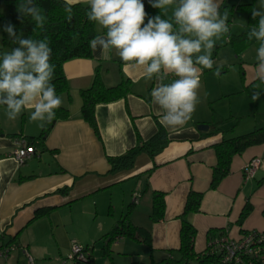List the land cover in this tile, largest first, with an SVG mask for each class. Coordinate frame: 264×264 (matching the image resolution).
<instances>
[{"label":"crops","instance_id":"obj_1","mask_svg":"<svg viewBox=\"0 0 264 264\" xmlns=\"http://www.w3.org/2000/svg\"><path fill=\"white\" fill-rule=\"evenodd\" d=\"M63 1L89 3V0ZM143 2L147 11L149 0ZM250 3V11L237 8ZM262 5L264 0H223L220 12L221 15L225 11L228 13L230 35L248 34L258 24V18L253 19L251 11ZM159 11L162 18L172 15L170 8L166 15ZM155 15L157 13L150 16ZM95 26L101 32V27ZM258 46L254 38L237 54L226 38L216 42L212 53L216 64L213 69H203L201 73L195 111L186 124L175 130L165 127L162 111L152 102L151 92L157 81L148 79L143 68L123 62L115 49L108 54L91 49L90 59L63 63L69 92L60 96L61 107L68 110L69 118L53 125L43 138V144L21 166L16 165L12 151L20 140L38 137L41 122L30 120L32 109L25 110L16 120H9L5 108L1 107V243L14 245L16 250L32 254L36 261L49 264L53 260L51 257H62L70 245L71 239L61 248L58 235L61 238L67 229L88 225L90 228L85 226L82 237H69L87 247L95 245L96 241L102 243L101 238L129 209L128 221L148 230L151 236L150 246L137 243L142 248L133 249L147 253L148 263L155 259L159 263L167 256H174L170 251L179 248V218L190 191L202 194L199 211L185 218L196 231L195 254L204 253L207 242L220 235L235 241L243 232H264V143L234 156L229 174L217 189L209 187L217 164L214 145L223 139L264 128V94L253 102L252 93L245 91L259 83L254 79ZM220 64H223L220 75H214ZM96 70L105 87L116 86L122 79L130 82V91L124 98L96 105L98 136L79 113L80 91L91 86ZM174 79L176 77L170 75L164 83ZM198 125L208 126L207 131H199ZM159 129L164 131L167 142L153 158L140 153L131 168L108 173L107 157L125 154L137 145L138 139L147 142ZM253 158L259 159L260 165L254 178L244 182L243 168ZM63 189H67V194L59 193ZM153 191L163 193L165 201L163 219L155 223L150 220ZM133 195H138L139 199L136 205L130 206ZM246 201L251 204L252 211L239 225L238 216ZM36 212L45 214L33 220ZM127 242L125 238L116 240L114 246L123 244L124 250L110 246L112 254L116 250L119 256L118 251L130 248ZM131 262L132 258L129 264ZM0 264L5 263L0 261Z\"/></svg>","mask_w":264,"mask_h":264},{"label":"clouds","instance_id":"obj_2","mask_svg":"<svg viewBox=\"0 0 264 264\" xmlns=\"http://www.w3.org/2000/svg\"><path fill=\"white\" fill-rule=\"evenodd\" d=\"M223 0H149L152 8L172 15L162 18L161 13L150 16L143 0H89L86 12L90 22L98 24L104 34L89 41L93 51L108 54L116 50L119 58L133 67L143 68L148 79L157 81L152 89V102L162 111L166 128L175 130L191 119L198 103V89L203 69H213L216 62L212 53L216 42L230 34L227 11L221 15ZM65 19H73V7L65 4ZM17 19L34 22V31L42 33L48 21L44 10L34 0H20ZM258 24L248 32L259 46L251 100L264 94V5L251 11ZM146 21V22H145ZM3 31L16 45L11 51L0 53V106H4L9 120H16L25 110L31 121L51 122L62 99L52 83L55 65L51 63L52 49L49 38L25 37L17 32L10 21ZM223 64L217 65L214 75L219 76ZM171 83H164L169 76Z\"/></svg>","mask_w":264,"mask_h":264},{"label":"trees","instance_id":"obj_3","mask_svg":"<svg viewBox=\"0 0 264 264\" xmlns=\"http://www.w3.org/2000/svg\"><path fill=\"white\" fill-rule=\"evenodd\" d=\"M20 0H0V4H3L9 13L8 20L2 13H0V24H1V37L2 43L8 47V51H11L14 45L8 38V34L3 31V25L9 21L15 25L17 32H23L25 37L31 38H42L46 35L50 40V47L52 49L51 63L55 65V76L52 83L55 85L57 95L61 96L64 94L68 95L69 86L66 77L63 73V63L74 59H90L91 58V48L89 46V41L98 34H104L101 28V32L96 30L97 24L90 22L87 19L86 12L89 8V3L86 4H68L63 0H34V2L40 6L48 17L45 30L41 33L40 30L34 29V22L31 18H26L23 23L17 19V5ZM65 4L71 5L73 7V19L68 22L65 19L64 6ZM252 4L240 5L237 8L241 10L250 11ZM149 15L158 14L159 9L152 8L150 4L148 5L147 11ZM226 40L233 46L235 52L239 54L245 47L249 44V39L246 33H242L239 36L228 35L225 36ZM1 53V52H0ZM254 87L249 86L245 91L248 94L252 93ZM130 91V82L127 79H122L120 83L113 87H105L98 71H95L92 84L88 89L80 91V97L82 100V105L80 109L81 118L91 127V129L96 134L99 135L98 127L95 120V107L98 104H107L115 102L118 99L124 98ZM4 107V106H0ZM55 118L51 122L44 123L42 126L41 133L38 137H28L26 142L28 145L32 146L34 150L38 149L43 144V138L53 128L58 121L66 120L69 118V112L63 107H59L55 110ZM1 134V130H0ZM264 128H257L252 132L231 138L223 139L219 144L214 145L215 154L217 157V164L213 168L212 177L210 180V189L215 190L230 172L231 159L243 153L246 149L253 146H259L264 142ZM166 136L162 129H159L157 134L147 142H142L140 139L137 140V145L134 148L127 151L125 154L108 158L107 162L110 165V171L108 173L113 174L121 170H127L133 166L134 158L140 153H146L150 158L158 153L163 145L166 144ZM36 152V151H34ZM147 186V184H146ZM61 194H67V189L59 191ZM187 198L185 205L183 206V213L180 216L181 227L179 232V248L170 254H175V256H167L164 260L157 264H214L216 262L215 256L208 255L204 252L202 254H195L193 250V242L196 236V231L194 227L185 219L188 214L197 213L200 208L202 194L190 191L187 193ZM138 196V195H137ZM152 202H151V212L150 220L155 223L163 219L164 216V195L163 193L153 191L152 192ZM131 205L137 204L138 199L133 195L131 196ZM131 208V207H130ZM252 211V206L249 201H246L240 216H238V224L241 225L243 221L248 217ZM37 213V212H36ZM45 212L35 214L33 220H38ZM129 209L126 214L116 221L115 226L107 234H105L101 240H103V246H101V254L105 259H107V264H117L114 259H112L111 245L118 239L129 238L134 242L150 246L151 241L150 233L148 230L139 228L131 224L128 221ZM259 231H248L243 232L241 235ZM264 234V232L262 233ZM219 237L213 238L218 239ZM212 239V240H213ZM12 242V241H11ZM2 244V245H1ZM12 245L1 243L0 240V250L3 247H10ZM83 252L87 253V264H96L94 258L91 255V250L93 247H82ZM264 253V251H262ZM9 256V254H7ZM66 260V259H65ZM67 261V260H66ZM70 262V261H69ZM76 264H82L80 262H75ZM130 264H155L154 262L144 263L141 261H133Z\"/></svg>","mask_w":264,"mask_h":264},{"label":"built area","instance_id":"obj_4","mask_svg":"<svg viewBox=\"0 0 264 264\" xmlns=\"http://www.w3.org/2000/svg\"><path fill=\"white\" fill-rule=\"evenodd\" d=\"M227 41V40H226ZM34 148L25 140H20L17 148L12 151V157L16 162V165L21 166L26 163L34 154ZM260 165V160L253 158L247 162L243 168V181H251ZM137 199L139 196L135 195ZM263 232H250L241 235L239 239L233 240L226 235L221 236L218 239L210 240L205 250L208 255L215 256L216 262L214 264H264V234ZM70 254L67 256V261L80 262L87 264V253L83 252L81 245L73 242L71 245ZM12 247H3L0 250V257L6 258L10 253ZM27 262L32 264V259L24 251Z\"/></svg>","mask_w":264,"mask_h":264},{"label":"rangeland","instance_id":"obj_5","mask_svg":"<svg viewBox=\"0 0 264 264\" xmlns=\"http://www.w3.org/2000/svg\"><path fill=\"white\" fill-rule=\"evenodd\" d=\"M0 13H2L3 15L5 14L6 17L10 18L8 10L3 4H0ZM0 29H1V24H0ZM251 40H254V38L251 39ZM1 41H2V37H1V30H0V52L1 53L7 52L8 51V47L5 46ZM85 226H86V228H90V226H88V225H85ZM85 226L82 225L79 228L78 227H74V228H71V229H67L65 231V235L63 234L64 237L61 236V238H60L59 235H58L57 237L59 239H57V237L55 238V239H57V242L59 243L61 248H63L65 246V242H68L69 239H71L70 240V245L68 247L67 252H64L62 257H59V258L58 257L57 258L56 257H51L53 260H51L52 262H50L49 264H76L75 262H69V261L65 260V259H67V256L70 254V250H71L70 247H71L73 242H76L78 245H81L82 247H85V244L82 245L79 242H77L76 240H74V238H71L69 236L82 237L84 235V233H85V231H84ZM125 239H127L129 241L127 243H129L130 248H127V249L125 248L124 252L118 251V252H120L119 253L120 255L118 256L116 250H124L123 249L124 247L122 246L123 244L118 245V247L114 246L115 244H112L111 247L116 249V250H114L115 253L112 254V259H114V261L117 264H129V259L130 258H132L133 261H137L138 260V261H141V262H144V263H148L149 261H148V258L146 257L147 253H145V252L142 253L139 250L133 249V247L142 248V246L136 244V242H134L133 240H131L129 238H125ZM101 246H103V242L102 243H98V241H96L95 245H89L88 247H93V249L91 250V255L94 258L93 260H95L96 264H104V262H106V264H107V259H105V257H103L102 254H101ZM11 247H12V250H10L9 256H7L6 258L0 257V261L2 263H5V264H30L29 262H27L28 260L26 261V258L23 256V252H24L23 249L22 250L19 249L20 251H18V250H16L17 249L16 246L12 245ZM29 255H30L31 259H32L33 264H46V263H48V262L44 263V262H41L39 260L36 261L32 254H29ZM154 262H155V264H157V262H158L157 259H155Z\"/></svg>","mask_w":264,"mask_h":264},{"label":"water","instance_id":"obj_6","mask_svg":"<svg viewBox=\"0 0 264 264\" xmlns=\"http://www.w3.org/2000/svg\"><path fill=\"white\" fill-rule=\"evenodd\" d=\"M197 129L199 130V131H207V129H208V126H205V125H198L197 126Z\"/></svg>","mask_w":264,"mask_h":264}]
</instances>
